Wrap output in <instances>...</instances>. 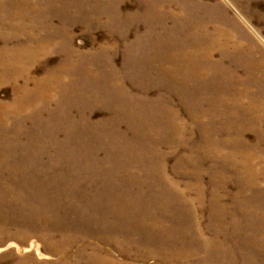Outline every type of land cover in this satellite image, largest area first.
Instances as JSON below:
<instances>
[{
  "label": "rangeland",
  "instance_id": "1",
  "mask_svg": "<svg viewBox=\"0 0 264 264\" xmlns=\"http://www.w3.org/2000/svg\"><path fill=\"white\" fill-rule=\"evenodd\" d=\"M25 1L0 0V264H76L99 220L128 264H264V0ZM189 224L191 259L148 251Z\"/></svg>",
  "mask_w": 264,
  "mask_h": 264
},
{
  "label": "bare ground",
  "instance_id": "2",
  "mask_svg": "<svg viewBox=\"0 0 264 264\" xmlns=\"http://www.w3.org/2000/svg\"><path fill=\"white\" fill-rule=\"evenodd\" d=\"M31 4L25 0H18V2L16 3V6L14 7V11L18 14H28L31 15V13L33 14V10L26 8L27 6H30ZM152 7L157 10L159 13L161 12V8L158 4H153ZM4 22V21H3ZM229 23V22H228ZM4 25H6V23L4 22ZM255 31V30H254ZM223 34L227 37V33L222 30ZM259 33V32H257ZM21 38V39H20ZM66 38H69L66 36ZM13 41H25L27 40L29 42V44L32 43V35L29 36V38L26 39V36H23V34H19V36H15L12 39ZM9 40V41H10ZM225 43L224 40H215L214 38H212L211 41V50H210V55L214 52V50L216 49V47H224ZM228 50V49H227ZM213 55V54H212ZM1 82V81H0ZM235 99V100H234ZM231 102V106L229 108L235 107V108H241V103H239V101L236 100L235 97H229L228 99ZM255 110L256 113L257 111H259L260 113V109H261V105H255ZM226 114H228V109H226L224 111ZM206 116H210L212 117V114L209 113ZM3 120V119H2ZM5 121V120H3ZM177 124H178V129H179V134L180 136L183 135L184 131H185V125H182L180 123V119H177ZM188 124V123H187ZM243 141V139H241ZM221 191V190H220ZM119 198L117 197V200ZM213 202L215 204H224L226 205V198L225 195L221 194V192H218L215 194V197L213 198ZM102 223V224H101ZM110 223H105L102 222L101 220H99L98 222L96 221L94 226H98L101 225V227L106 230L108 237L104 236L101 233H96L94 232L98 237L97 240L100 241V244H95L91 247L92 251L87 252V248L88 245H85L84 248H82L79 252L80 257L77 258V260L79 262H81V264H128L126 262V260H129V254H131V251H127L128 248H126L125 250H121L119 245V240L115 239L112 234L110 233V230L113 226L110 227L109 225ZM192 224H189V227L187 228L188 230L186 231H182L179 232L178 230H176L175 228L172 230L173 232H170L168 234H166L165 236L161 233H155V236L159 237L162 240V244H161V248L158 249L156 247V244H151V247L148 248V251H150L151 253H156L158 252H164V251H171V254H175L183 259H191V257L195 256V255H186L187 252V248L184 247L183 245L179 244L177 241L180 240L181 237L183 236H188L193 234L192 231ZM82 239V238H81ZM147 240V239H146ZM67 241V240H65ZM69 241H67L66 243H63V245H68ZM208 245H209V250L214 253L213 250L219 251V250H224L225 252L218 254L221 257L220 260V264H225V253L230 254V255H234L236 254V250H232L231 248H225V246H219L217 244H213L211 247V244L209 241ZM62 246V245H60ZM213 248V249H212ZM253 250H256L254 247H252ZM64 252L63 255V259H60L59 261H57L58 264H71L70 262V256L67 254V250L65 248V246L62 249H59ZM68 255V256H67ZM66 256V257H65ZM118 256H121L120 258ZM28 259L24 260L23 262H27ZM76 260V264L78 263ZM229 261V260H228ZM250 262H253L252 259L249 260ZM242 262V260H241ZM140 263L145 264L147 263V261H142L140 260ZM233 263V262H232ZM195 264V263H194ZM197 264H202L201 262L197 263ZM205 264V263H204Z\"/></svg>",
  "mask_w": 264,
  "mask_h": 264
}]
</instances>
